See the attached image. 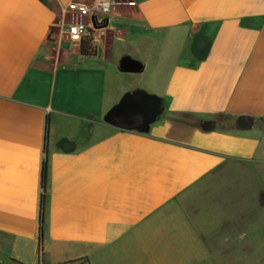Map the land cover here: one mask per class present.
<instances>
[{"label": "crops", "instance_id": "obj_1", "mask_svg": "<svg viewBox=\"0 0 264 264\" xmlns=\"http://www.w3.org/2000/svg\"><path fill=\"white\" fill-rule=\"evenodd\" d=\"M70 1L0 0V251L188 264L192 191L264 143V0H135L93 56L58 26Z\"/></svg>", "mask_w": 264, "mask_h": 264}, {"label": "rangeland", "instance_id": "obj_2", "mask_svg": "<svg viewBox=\"0 0 264 264\" xmlns=\"http://www.w3.org/2000/svg\"><path fill=\"white\" fill-rule=\"evenodd\" d=\"M116 23L111 20L110 25ZM192 192L189 214L199 221L200 229L190 223L197 238L194 249L190 247L188 264H264V143L256 158L230 160ZM196 231L204 235L203 249ZM23 251L22 260L0 251V264L33 263L35 249Z\"/></svg>", "mask_w": 264, "mask_h": 264}, {"label": "built area", "instance_id": "obj_3", "mask_svg": "<svg viewBox=\"0 0 264 264\" xmlns=\"http://www.w3.org/2000/svg\"><path fill=\"white\" fill-rule=\"evenodd\" d=\"M136 6L135 0H72L58 26L69 42L77 46L90 42L94 47L105 35L111 13Z\"/></svg>", "mask_w": 264, "mask_h": 264}, {"label": "trees", "instance_id": "obj_4", "mask_svg": "<svg viewBox=\"0 0 264 264\" xmlns=\"http://www.w3.org/2000/svg\"><path fill=\"white\" fill-rule=\"evenodd\" d=\"M44 1V0H40ZM80 52L83 56H93L96 54L97 49L91 45L90 42H83L80 46ZM48 139H49V118L46 120V127H45V159L43 162L42 167V188L44 190L41 201H40V216H39V246L41 247L44 239V233H45V220H46V187H47V177H48ZM86 264H90L88 258H84L82 260Z\"/></svg>", "mask_w": 264, "mask_h": 264}, {"label": "water", "instance_id": "obj_5", "mask_svg": "<svg viewBox=\"0 0 264 264\" xmlns=\"http://www.w3.org/2000/svg\"><path fill=\"white\" fill-rule=\"evenodd\" d=\"M128 67V68H126ZM127 71H130V72H138L139 71V65L134 63V62H128L125 64V67H124Z\"/></svg>", "mask_w": 264, "mask_h": 264}]
</instances>
